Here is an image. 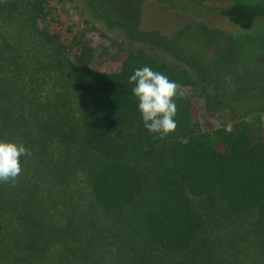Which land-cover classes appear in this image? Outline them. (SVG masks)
<instances>
[{"label":"trees","instance_id":"1","mask_svg":"<svg viewBox=\"0 0 264 264\" xmlns=\"http://www.w3.org/2000/svg\"><path fill=\"white\" fill-rule=\"evenodd\" d=\"M213 10L242 30L264 21L263 2ZM50 19L46 0H0V138L30 151L15 181L0 182V246L26 256L0 251V264H88L89 247L110 252L108 264H264V125L240 113L239 69L206 68L208 105L234 115L202 130L186 93L197 81L179 64L115 39L117 69L95 70L91 41L67 42ZM143 66L185 93L163 138L144 127L131 92ZM45 79L64 110L42 99Z\"/></svg>","mask_w":264,"mask_h":264},{"label":"rangeland","instance_id":"2","mask_svg":"<svg viewBox=\"0 0 264 264\" xmlns=\"http://www.w3.org/2000/svg\"><path fill=\"white\" fill-rule=\"evenodd\" d=\"M233 1L46 0V8L52 18L49 24L61 28L64 40L71 42L75 35L82 34L91 41L95 51L90 66L95 70L117 69L120 55L112 46L115 39H121L126 48L142 47L187 70L197 81L195 87L186 88L191 112L198 115L205 130L206 123L213 128L229 126L234 115L232 110L207 103L210 80L206 68L215 76L216 69H223L222 65L216 66L220 62L239 69L241 80L233 93L241 102L242 116L264 125V21L257 20L251 29L242 30L213 10ZM43 82L39 93L48 108L64 110L57 102L61 88L49 79ZM58 212L59 208H54V219L61 220ZM4 250L5 260L26 256L18 245L3 243L0 251ZM89 254L88 264H108L111 256L110 252L93 247H89ZM50 255L54 256V252ZM45 263L42 260L41 264Z\"/></svg>","mask_w":264,"mask_h":264},{"label":"clouds","instance_id":"3","mask_svg":"<svg viewBox=\"0 0 264 264\" xmlns=\"http://www.w3.org/2000/svg\"><path fill=\"white\" fill-rule=\"evenodd\" d=\"M129 83L144 127L163 138L177 128L176 100L185 95L182 85L151 66L133 70ZM30 155L26 145L14 139L0 138V182L15 181L22 171V157Z\"/></svg>","mask_w":264,"mask_h":264}]
</instances>
